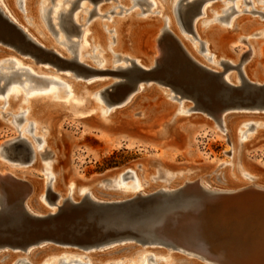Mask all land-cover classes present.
<instances>
[{
  "label": "rangeland",
  "instance_id": "obj_1",
  "mask_svg": "<svg viewBox=\"0 0 264 264\" xmlns=\"http://www.w3.org/2000/svg\"><path fill=\"white\" fill-rule=\"evenodd\" d=\"M174 1L175 0H167L166 4L165 0H37V2L36 0H33V15L28 9V11L25 12L24 0H14L13 8L15 16L20 17L19 19H16L29 33H32L31 36H34V42L43 45L45 49L46 47L47 49L49 47L48 50L52 47L51 51L57 53L65 60L69 58L67 61L77 59L83 64L85 63L84 65L91 69H101L110 72H88L87 77L89 76L90 78L81 76L77 77L71 68L57 69L58 66L56 67L55 62L37 61L35 54H31L30 52L22 53L13 46L7 44L8 42L13 45L19 44V39L15 37L13 31L9 30V38L6 36L8 40L5 41L7 43L0 42V72H13L14 68L19 65L22 68L29 69L32 73L36 72L33 73L35 75L44 78H54L63 84H68L71 87L70 91L72 92V95L67 93L64 86L53 84L48 81L42 82L41 85H39L40 83H36L33 79L21 83L20 80L26 78V75H22L20 78H11V82L7 83L4 87H2L3 81H0V87L2 88L0 89V123L3 125L8 123L5 120L9 118L8 116L10 114L9 112L7 114L8 116L5 114L7 112V107L3 103L5 95H7V93L9 95L11 87H15L18 95L17 97L15 95V97L21 100L19 106L15 110L17 111L15 114L18 113L16 118L18 125L24 120V116H22V112L20 111L23 108L28 109V97L31 95L50 97L51 95L48 94V87H52L56 93L51 96V100L60 104V112L62 116L59 118L60 120L56 133L50 139L49 144L53 148L56 157V160H53V167L56 171H61L60 177L64 182L70 180H74L75 182H91L93 179H98L102 175L120 171L125 167L131 166L133 168V165L136 162L149 158L160 162L164 168H169L172 171L186 169V167H208L210 164L214 165L218 161L228 159L227 151L229 148L227 149V140L216 136L211 129L212 123L215 121L214 117L216 116H211L213 117L211 118L213 121H211L210 118H207L209 116L204 117L202 115L203 111L218 113L221 109L220 103L216 100L219 88L212 81L207 80L206 77L208 75L203 72L211 66L219 73L228 70V72L234 71L235 75H237V73L241 71V65H238L240 64L238 63L235 64V66L230 62L228 63L236 68H230L228 63L212 65L210 61L204 58L205 39L203 38L210 39L212 45L214 44V48L220 55L227 58H234L242 47L244 50L246 49L245 46L248 47L246 42H242L238 43L236 46L233 45L234 47L232 48L231 44L234 42V38L238 34H245L248 36V34L252 33L256 35L249 37V40L253 42L256 51L249 60L248 65L249 72L254 73L255 78L262 80L264 78V3L259 0H196L187 4L192 0H182L180 3V9L195 10L190 20L191 28L185 30L180 26L173 13L171 5ZM0 2L13 16L7 6L6 0H0ZM236 2H238L239 9L233 7L237 4ZM226 7L229 8L226 9ZM34 8H37V12L34 11ZM65 8L69 10L66 13H62ZM57 10L58 15L56 13ZM88 11H90L91 14H89ZM167 11H171V13L167 15ZM31 15H33V17ZM215 15H220L221 17L216 19L214 18L216 17ZM167 16L168 19L171 16L169 19L170 24L168 26L166 25L168 24L166 22ZM233 18H241V27L238 34H236V30H232L228 27L230 20ZM196 21H198L200 37L196 35ZM36 22L38 25H36ZM92 22H98V25L100 26V33L103 36L102 45L91 38L88 41V52L81 55L79 48L83 41V35L85 34L87 26ZM74 24L78 27H72L73 29L70 31L67 26H74ZM116 26L120 27L119 35H121L120 38H122V48L120 52H131L134 56H142L143 58L149 57L148 51L152 39L155 37V33L158 34V29L161 30L160 36L162 39L160 38V48H163V55L158 58V62L151 72L153 79L142 78L139 80L140 82H136L133 87L126 83L111 86L113 82H119L122 81L121 78L123 79L121 72H116L117 70H115V68L130 64V61L123 58L125 57L123 54H120V57L117 56L116 58V55L113 53L115 52L114 29ZM61 40H64L66 44L60 43ZM71 41L76 44H70ZM184 44L192 49L195 58L201 64L203 63V65H201L196 62V64L204 68L202 71L188 64L180 48L181 46L186 51V47L183 46ZM248 48L245 50L246 56L249 54ZM105 55H111V59L103 60V56ZM146 55L148 56L144 57ZM49 58H52V56H48V59ZM11 60L15 61L16 64L10 62ZM223 61L227 62L228 60L225 59ZM62 64L63 63L59 62L60 66H63ZM78 69L86 72L82 68ZM215 70H213V72H216ZM18 72L23 73L22 70ZM97 73H108V75L94 76ZM157 80H165V82L160 83ZM13 81L15 82L14 85L11 84ZM149 82L153 86H151ZM27 84L33 85V88L37 85L38 88L33 90L34 92L31 91V88L25 90L24 87ZM74 85H78L81 88L94 87L93 92L100 91L99 95L101 100H97L93 95H91V97L85 96V91H82L81 93L84 97L76 98L77 92ZM140 85L144 87L143 90H139L138 87H140ZM175 86L180 87L188 96L181 97L180 93L176 92ZM149 89L153 90L152 94H149ZM79 92L80 90L78 93ZM193 94H196L197 96L191 98L190 96ZM105 96L108 97V100H106ZM128 96L130 99H128ZM11 98H14V96H9V99ZM138 98H140V100L136 104L135 110L130 109ZM129 100H131V104L128 105L127 103ZM89 104L94 107L85 113H81V115H83L81 117L79 116V111L76 112V110H74L80 105L85 108L89 106ZM180 105H188L189 107L198 105L201 110H196L197 112L192 110L193 113L189 112L186 115H180L179 113L177 117L184 120L176 125V128L179 129L178 135L172 136L169 139L158 137L157 131L160 129L158 126L164 122L167 123L170 118V113ZM105 109L109 110L110 114H104ZM140 110L142 111L140 112ZM119 111L124 112V121L118 125L116 119H111L110 117L111 113ZM234 111L227 110L225 113H228L231 116L240 114L239 112H236L238 110ZM246 111L247 112L243 113L256 112L250 110ZM257 112L263 113L264 110L263 112L257 110ZM129 113H134L136 115L128 117L127 114ZM103 118H110L113 124L107 125V128H104L101 132L102 126H100L96 120L101 122ZM7 125L10 126L11 124ZM10 127H12V130H6L7 128L0 124V142L4 140L7 135L19 133L18 127L15 126L14 128L12 125ZM33 130L34 128L31 129V131ZM262 131L263 133L259 137H256L253 134V136L249 137L248 140L243 142L240 146V160H246L248 165L247 170L256 175L264 174V130ZM39 134L43 136L46 135L44 128H40ZM25 135L33 143L32 145L29 141L25 140L30 149V153L25 159H21L12 154V150L14 149L13 145L8 148L7 156L14 160L16 159L14 163L21 165L20 167L22 169L29 170V174L25 173L27 174L26 178H29L34 182L37 181L40 186V183H42L40 181L43 175L37 172L34 166L31 167V165H28V163L33 161V156L37 153H39L38 158L41 161V159L44 158L45 151L40 154L41 151H38L32 133L29 132ZM15 142H18L17 146H20L19 150H21L24 143L20 140ZM33 147H36L37 151H35L36 149ZM47 155H49L48 152L45 153V156ZM7 163L10 165L11 162L7 160ZM36 163L37 160L35 164ZM4 167L5 163H0V168ZM158 169L163 168L159 165L152 164L151 166L148 165V171H145L144 166H141L139 169L136 168L135 172L137 174H140L141 171L144 173L154 172V174H156ZM233 172L234 170H231V178L232 176L235 177ZM190 175L191 174L186 176L192 179L193 176ZM176 177L178 181L181 179L179 178L180 175ZM106 180H108V182H106ZM244 180L247 182L246 179ZM132 181L133 180L129 175H126L124 178L126 184H132ZM111 182V179L101 181L100 187L102 192L107 190L104 195L101 193L103 199H109L108 195H106L109 192L108 190H111L110 193H114L115 191L111 188L114 184H109ZM150 183L164 185L159 178L158 180L149 179V181L143 184V187L146 188L147 184ZM14 185L15 187H7V190L10 193V201L15 198L20 199L29 192V183L24 185L21 182H17L14 183ZM90 185L92 189H97L99 187L96 182L91 183ZM48 190L49 192H52V194L57 193L52 191V187L47 182V184H45V196L47 195ZM121 190H124L123 192L128 195L135 192L134 187L128 189L121 188ZM12 191L14 193H12ZM57 195L59 196L58 193ZM104 196H106V198H104ZM57 198L54 199L52 195H47L45 200L50 206H48V208L47 205H43L50 210L54 207L52 204H54L55 200L57 201ZM204 206L199 212L200 214L202 213L203 216H200L199 214L195 215L196 222L191 224L198 228L201 236L204 231L202 237L205 241L207 240V243L211 246V251H223L229 260L231 259L230 264H264L263 191L248 190V192L223 196L207 201ZM202 211L204 213L206 211V213L204 214ZM85 212V209H72L70 211L61 212L62 214L60 213V216L57 215V218L55 217L53 224H51L52 226L50 224L48 225L47 220H42L40 221L41 223L33 221L26 223L23 221V227L26 231H24V229L20 230L19 233H15L14 237H21L24 241L55 238L58 241L63 239L64 241L72 240L77 244H89L91 238L95 235V229L92 227H86L85 232L81 233L80 229L82 225L85 224ZM63 221L67 223L64 222V224ZM71 227H74V230H71ZM187 227H189V229H187ZM185 229L186 231L190 230V226L184 222L172 226L171 232H173V234H179L180 231L182 232ZM10 239L5 237L2 238L0 242L6 243L11 241ZM13 239H15L18 244L21 243V239ZM110 244L100 247L95 246L86 250L77 246H70L69 244L60 245L54 242L43 241L37 244H31L33 246L25 247V249L23 248L24 250L17 248L16 251H14L15 249L12 250L9 247H1L0 254L16 255L15 261L17 262H15V264H30L27 259H30L31 255L46 249L47 255H52L59 251L75 252L76 255H80L79 261L83 264H87L88 256L92 255H94V260H96L95 264H116L115 261H117V264H178L174 259V255H176V257H182L183 260L186 261L191 260L198 264H209L194 256L192 257L165 246L153 244V246L149 244L143 245L135 240L111 242ZM26 248H28V250ZM48 248L50 249L48 250ZM30 249L32 251L27 254ZM160 249L165 252V256H163L165 261L161 259L160 255L156 254V250L158 251ZM113 251V255L117 257L115 260L103 255V253ZM40 254H42V252H40ZM17 255H19V259ZM26 255L29 256L27 257ZM47 255L45 253L43 256ZM64 255L65 253L59 254L60 257ZM98 259L100 262H97ZM24 260L27 263H25ZM167 260L170 262L168 263ZM50 261L51 260L48 259L42 264H48ZM61 261H56V264L66 262L62 259ZM54 263L55 262H51L50 264ZM0 264H3V262L0 261Z\"/></svg>",
  "mask_w": 264,
  "mask_h": 264
},
{
  "label": "bare ground",
  "instance_id": "obj_2",
  "mask_svg": "<svg viewBox=\"0 0 264 264\" xmlns=\"http://www.w3.org/2000/svg\"><path fill=\"white\" fill-rule=\"evenodd\" d=\"M13 1L14 0H6V3H7V6L9 7V9L12 12L14 17L7 11L5 6L1 2H0V13L2 16H4V18L7 20V22H9L10 24L11 23L16 24L22 30V32L26 33L32 39L34 37V36H31L32 33H29L23 27V25H21V23H19L18 20L16 19V18L19 19L20 17L15 16V11L13 8L14 7ZM61 1H64V0H61ZM181 1L175 0L171 6L173 8V13L175 14V17H176L178 23L185 30H187L183 26V23L185 22L186 17H187V12L183 9H180ZM259 1H263V3H264V0H259ZM36 2H37V0H36ZM32 3H33V0H24V10H25V12L29 10V11H31V14L34 15V13L32 12L33 11L32 7H34L32 5ZM165 3L167 4V0H165ZM236 3L237 4H235L233 7L237 9L238 8V2H236ZM154 4H155V2H154ZM167 7H169V6H167ZM62 8H64V7H62ZM227 8H229V7H226V9ZM36 9L37 8H34V11H36ZM164 9H165V7H164ZM167 10H168V8H167ZM222 11H224V10H222ZM89 12L90 11H88V13ZM167 12H168L167 15H169V13H171V11H167ZM56 13L58 15V10ZM33 15H31V16L33 17ZM37 16H38V14H37ZM215 16L216 17H214V18H216V19H219V17H221L220 15H215ZM34 17H36V16H34ZM170 18H171V16H170ZM169 19L167 16L166 17V22L168 23V24H166L167 26L170 24ZM240 19L241 18H238V19L233 18L232 20H230V22L228 24L229 28H231L232 30H236V34H238V32H240V27H241ZM237 20H239V21H237ZM36 25H38V23ZM11 27H12V29L10 28L11 29L10 31H13V33L15 34V37L17 39H21L18 41L19 44H17V45H20L21 49H23L26 53L30 52L31 54H35L36 58L40 61L42 60V61L55 62L56 66H58V68H71L73 70V72H74V70H77L78 72H74L75 76H77V77L78 76L86 77V78L89 77V76L87 77L88 72H83V71L78 69L80 67L77 68V67H75V65L70 64L69 61H65V59H63V58L59 59L56 56H54L53 54H51L50 52H53V51H51L52 47L50 48V50H48L49 47H48V49L46 47V50L49 51V53H47V51L43 50L44 49L43 45H40L43 47V49H40L38 47L33 46L32 44H30V42L28 40H26V38L12 24H11ZM233 28H235V29H233ZM195 29L197 31L196 35H198V37H200V34H199L200 30L198 29V21H196ZM158 30H159L158 34L155 33V35H154L155 37H153V39H152L151 46H150V49L148 51L149 57L143 58L142 56H134V54L131 52H120V50L122 48V38H120L121 35H119L120 27H118V26L115 27V29H114V32H115V37H114L115 38V41H114L115 52H113L116 55L115 57L117 58V56H119L120 54L121 55L123 54L125 56V57H123L124 59H127L128 61L132 60V61H134L135 64H137L141 68L149 70V72H142L141 70H139L135 66L130 65V64H132L130 62V64L123 66L124 70H123V72H121V75L123 76V79L121 78V80L123 81V83H126L127 85L133 87L134 81L140 82L139 80H141L142 78L153 79L151 72L153 71L154 66L157 64L158 58L163 55V51H162L163 48L162 49L160 48V42L162 39V37L160 36L161 30L160 29H158ZM183 32H185V31H183ZM90 34H91V37H90ZM251 36H256V35H254L252 33L248 34V36L245 34H238L234 38V42L231 44L232 48L234 47L233 45L236 46L238 43H242V42H246V44L249 47L248 48L247 46H245V48L246 49L248 48V51H249V54L247 56L245 55L246 49L244 50V48L242 47V49L239 50V53H237L236 57H234V58H227V57L220 55L216 51V49L214 48V44L212 45L211 40L208 38H205V37L203 38V39H205L204 58L206 60L210 61L212 65H214V64L218 65L221 63H228V62H230L231 64H234V65L240 63L238 65H241V71H242V72L240 71L239 73H237V75H235L234 71L228 72V70L227 71L225 70L226 72L223 71L222 73H219V72H217V70L213 69L210 66V67H208V69L206 71L203 72V73L208 75L206 77V79L218 80L224 86L223 98L227 99L233 105L229 109H225V110L220 109L218 111L216 117H214L215 121H213V119H211V118H213V117H211V116H213L212 112L205 110L206 112L203 111V113H202V115L204 117L209 116L207 118H210L211 121H213L212 127H211V129L213 130L212 132L216 136H218L219 138L224 139V140L226 139L227 143H228L227 149L229 148V150L227 151L228 152V159H226L224 161H218L216 163L214 162L215 163L214 165L210 164V166H208V167H205V166L200 167V168L186 167V169L184 168V169L172 171L169 168H164V166H162L160 162L149 158V159H142L141 161L136 162L133 165V168L131 166H128V167L121 169L120 171L102 175L100 178L93 179L91 182H75L74 180L64 182L60 177L61 171L60 170L56 171L53 167V160H56L55 159L56 157H55V154L53 152V148L49 144L50 139L56 133L57 126H58V123L60 120L59 118H60V116H62V114L60 112V104H58V102L55 103L56 101L53 102L51 100V96H53L56 92L52 89V87H48V89H49L48 94L51 95V96L49 95L50 97H39V96H35V95L29 96L28 97L29 100L27 101L28 102V109L23 108L20 111V112H22V116H24V120H22L20 122V125H18V123L16 121L18 113L15 114V112H17L15 110L19 106L21 100L16 98L18 95H17V90L15 89V87H11V89L9 90L10 91L9 95H8V93H7V95H5L4 103H3L7 107V110H6L7 112L5 111L6 112L5 114L7 115L8 112L10 114L9 116L7 115L9 118H7L5 121L8 122L7 124H11L12 126H14V128H15V126L18 127L19 133H17L18 135L17 134L7 135L4 138V140H2L0 142V163H5V167L0 168V240H2V238H5V237L9 238V239L11 238L10 239L11 241H9V242H6V243L0 242V248L1 247L2 248L3 247L4 248L9 247L10 249H12V250L15 249L14 251H16L17 248L22 250L23 248L25 249V247L33 246L31 244H37V243L43 242V241H49L52 243L54 242V243L60 244V245L66 244V243L61 242L60 240L55 241V240L46 239V238L36 240V241H30L29 243H25L26 241L22 240L23 238L21 239V237L18 238V237H14V236H15L16 232L19 233L20 230L24 229L23 221L26 223L30 222V221L41 223L40 221H42V220L46 221L47 220L48 225L53 224L55 217L57 215L60 216L59 214L61 212H63L62 209L64 208V204H67V205L69 204V205H73L74 206L73 208L75 210L76 209H85L86 210L85 215H84L85 224H83L82 226L87 225V223L92 220L95 222L96 227L100 229L99 231H101V233L104 234L108 231L112 232V234H113V236L111 238L112 241H109L107 243H103V244L99 245L98 247L110 244L111 242H120V241L125 242V240H135L136 242H140L143 245H145V244L152 245L153 244V245H158V246H165L166 244H168V245L176 246L177 247L176 251L181 252L180 249L181 250L184 249V251L187 252L185 254L190 255L192 257L194 256L197 259H200L203 262H207L209 264H230L231 259L229 260V258L227 257V255L223 251H214L213 252L210 250V248H208L207 240L205 241V239L202 237L204 231H203L202 236H201L200 232H197L196 230L191 229V227H190V229H191L190 231L189 230L186 231V229H185L182 232L180 231L181 233L179 232V234H173V232H171V229H172L173 225L184 223L186 219L188 220V222L192 221V223L193 222L195 223L196 222L195 221V219H196L195 215L199 214L200 216H203V214L201 213L202 214L201 215L199 212H200V209L204 206L206 199L216 198L220 194H232V193L243 192V191H248V190H257L259 192L260 191L264 192V174L256 175V174H253L250 171H248L247 170L248 165L246 163V160L245 161L242 159L240 160V156H239L240 155V148H241L240 146L242 145V143L245 142L246 140H248L249 137L253 136V134L256 137L257 136L259 137L263 133L262 130H264V112H263V110H264V78L262 80L257 79V78H255L254 73L249 72V65H248L249 60L251 59L252 55L256 51L253 42H251V40H249V37H251ZM91 38L94 41L101 43V45H102L103 36L100 33V26L98 25V22L97 23L96 22L90 23V25L87 26V28L85 29V34L83 35V41L81 42V45L79 48V52L81 53V55L86 54L88 52V48H89L88 47V41ZM33 40H34V38H33ZM246 40H248V41H246ZM72 42H70V43L72 45H74ZM177 43H178V41H177ZM183 46L186 47L187 52L183 49V47L180 46L181 52H182L183 56L185 57V59L187 60L188 64L202 71V69H200L198 67V65L195 64L196 62H198L199 64H201V63L195 58L194 53H193L194 51L192 49L188 48V46H186L185 44ZM148 55H146L144 57H147ZM48 56H52V58L48 59ZM105 59L110 60L111 55L103 56V60H105ZM168 59H170V58H168ZM225 59L228 61L224 62L223 60H225ZM75 60L77 62H80L77 59H75ZM141 61H142V63H141ZM193 61L195 63H193ZM59 62L63 63L62 64L63 66H60ZM64 64H65V66H64ZM201 65H203V63ZM18 66L15 67L14 70L16 68H21ZM235 66L230 65V68H236ZM239 68H240V66H239ZM121 70H122V68H121ZM213 70H215L216 72H213ZM33 73H36V72H33ZM33 73L28 70V72L23 74V75H26V78L21 79L20 82L22 83L26 80H31V78L29 77V74L35 75ZM0 75L2 76V79H0V81H3V83L5 80H8V83H9V82H11V78L15 77L12 74V72H0ZM98 75L99 76L108 75V73H97L94 76H98ZM35 76L42 78V76H38V75H35ZM115 77H117V76H115ZM119 77H121V76H119ZM15 78H17V77H15ZM49 79L51 81H48V82L64 86L66 88L67 93L69 95L70 94L72 95V92L70 91L71 87L68 84H65V83L63 84L62 82H60L59 80H56L54 78H49ZM157 81L160 83L165 82V80L164 81L163 80L162 81L157 80ZM150 82H152V81H150ZM150 82H149V84H151ZM36 83H40L39 85H41V82H39V81H36ZM11 84L14 85L15 82L13 81ZM17 85H18V83H17ZM104 85H106V84H104ZM112 85H114V86L117 85V82H113L111 84V86ZM229 85L235 86V87H241L242 92L241 93L231 92L228 88ZM151 86H153V85L151 84ZM103 87H106V86H103ZM28 88H31V91H33V90H36L38 87L36 85V87L33 88V85L27 84L24 87V89L26 90ZM74 88L77 92L76 98L84 97L81 93H82V91H85L86 92L85 96L91 97V95H93V97H95L97 100H101L100 95H99L100 91L99 92L98 91L93 92L94 87L93 88H86V87L81 88L78 85H74ZM138 88H139V90H143L144 87L142 85H140V87H138ZM79 90H80V92L78 93ZM152 93H153V90L149 89V94H152ZM168 94H169V92H168ZM11 95L14 96V98L9 99V96H11ZM15 95H16V97H15ZM130 96H132V95H130ZM217 96H219V93H217ZM190 97L195 98V94L191 95ZM171 98H174V97H171ZM128 99H130L129 96H128ZM139 100H140V98H138L136 100L135 104H133L130 107V109L135 110V106ZM248 101H251V102H249V104H246ZM127 104L128 105L131 104V100H129V102ZM83 107L80 105L77 107V109L76 108L74 109V110H76V112L79 111L80 117L83 116V115H81V113H83V112L85 113L86 111L91 110L94 106L89 104V106H87L85 108H83ZM192 110L197 112L196 110H201V108L198 105H195L193 107H189L188 105H180V106L176 107V109L170 113V115H169L170 118L167 121V123L164 122L158 126V127H160V129H158V131H157L158 137H160L162 139H169L172 136L178 135L179 129L176 128V125L181 123L184 119H179L177 117V115L179 113H180V115L181 114L186 115L189 112L193 113ZM227 110H230V111L231 110L232 111L238 110L236 112L237 113L239 112L240 114H235L234 116H231L230 114L225 113ZM246 110L256 111V112H254V113H243V112H247ZM257 110L262 111L263 113H258ZM141 111L142 110H140V112ZM106 113L110 114L109 110L105 109L104 114H106ZM123 114H124L123 111L111 113L110 118L116 119V121L119 125V123L124 121L123 120L124 119ZM127 115H128V117H133L136 114L129 113ZM19 116H21V115H19ZM88 116H89V114H88ZM110 118H103L101 120V122L96 120L98 122V124L103 127V129L101 127V132H102V130H104V128L105 129L107 128V125L113 124V122L111 121ZM0 124L2 126L6 127L7 128L6 130H12V127H10L11 125L9 126L7 124L6 125H3L2 123H0ZM253 126H254V128H253ZM32 128H34L33 131H31ZM40 128H44V132L46 133L45 136L39 134ZM29 132L32 133V137L34 139V142L36 143V147H37L39 152L41 151L40 154L44 151H45V153L48 152V154H49V155L45 156V153H44V158L41 159V161H40L38 158L39 153L35 152L38 155L35 154V156H33L34 157L33 161H31V163H28V165H31V167L34 166L35 170L43 175V177L41 178V181H40V182H42V183H40V186L38 185L37 181L34 182V181L30 180L29 178H26V175L30 173L29 170L22 169L20 167L21 165L14 163L16 159L14 160L11 157L7 156L8 148L11 147L13 145V142H15L17 140L21 141L22 139H24L26 141H29V143H31L33 145L32 141L29 140L28 137H26V135H25L26 133H29ZM251 132H253V133H251ZM201 134H204V133H201ZM36 147H33V148L36 149ZM37 149L35 151H37ZM7 160L9 162H11L10 165H8ZM36 160H37V163L35 164ZM238 163H239V165H238ZM152 164L153 165H159L163 169H158L156 174H154V172L153 173L152 172H150V173L145 172L144 173L143 171H141L140 174H137L135 172V169L136 168L139 169L141 166H144V170L148 171V165L151 166ZM231 170H234L233 175H235V177L232 176V178H231ZM126 172H129L126 175H129L132 178V180H133L132 184H126L124 182V178L126 177V175L124 177H123V175ZM25 173H27V174H25ZM189 174H191L190 176H193L192 179L190 177L188 178L186 176V175L189 176ZM178 175H180L179 178H181L179 181L176 179L177 178L176 176H178ZM159 178L162 180V184H164V185H160L158 183L157 184L150 183V184H147L146 188L143 187V184L145 182L149 181V179L150 180L151 179L152 180H158ZM105 179H111L112 182L109 184L110 185L114 184V186L111 187L113 190H115L114 193H110L111 190H108L109 191L108 193H110V194H108V193L106 194V195H108L109 199H103L102 198L103 195L105 194V192L107 191L106 190L105 192L104 191L102 192V189L100 187L101 181L102 180L105 181ZM244 179H246L247 182ZM17 182H21L24 185L29 183V185H28L29 192L26 195L22 196V198H20V199L15 198V199L10 201L9 200L10 199V193L7 190V187L8 186L15 187L14 183H17ZM43 182H44V184H43ZM47 182L52 187V189H53L52 191H55L59 194V196H58L56 193V198L58 196L57 201L55 200L54 204H52L55 208L53 207L50 210L44 206V205H47V207L50 206L45 200V198L47 196V195L45 196V184H47ZM94 182L98 183L99 187L97 189H92V187L90 185L91 183H94ZM106 182H108V180H106ZM24 185H21V186H24ZM130 187L135 188V192L130 194V195L125 194V192H123L124 190L123 191L121 190V188L128 189ZM12 193H14V192L12 191ZM101 193H103V195ZM213 193H214V195H213ZM104 198H106V196H104ZM85 199H87V200L89 199L90 202L92 203V206H93L92 211H91V209L88 210L85 207H79L78 206V204ZM122 201L123 202L127 201L126 207L125 206H116V207L106 209L103 207H99L96 204L97 202H99V203H110V202H122ZM130 208L133 211H130L129 210ZM202 210H204V209H202ZM205 213H206V211H205ZM48 216L52 217V219H40V217H48ZM53 217H54V219H53ZM58 218H60V217H58ZM197 218H199V217H197ZM201 220H202V218H201ZM64 222L65 221H63V223ZM65 223H67V222H65ZM58 225H60V224H58ZM63 225H61V226H63ZM38 226H40V225H38ZM61 226H60V228H61ZM66 226H67V224H66ZM32 227H33V225H32ZM56 227H58V226H56ZM197 227H198V225H197ZM187 229H189V227H187ZM24 231H25V229H24ZM62 231H63V229H62ZM103 234H100V235H103ZM97 235H98V237L100 236L99 234H97ZM13 238H16L17 240L21 239V243L18 244L16 242V240ZM149 241H151V243H149ZM69 245L73 246V247L77 246L79 248H81L83 246L81 244L75 243L74 241H73V243H71ZM93 247L94 246L88 247V248H86V250L93 248ZM165 247H167V246H165ZM167 248H169V247H167ZM26 249L28 250V248H26ZM49 249L50 248H48V250ZM169 249H171V248H169ZM46 250L39 251L33 255L30 254L31 257H30V259H27V261H29L30 264H42V263H45L48 259H50L51 261L48 264H50L51 262H55L54 264H56V261L58 262V261H61V259H62L64 261H66L65 262L66 264H67V262H68V264H75V263L76 264H83L79 261L80 255H76L75 252L59 251L55 254L47 255ZM153 250H155V249H153ZM215 250H217V249H215ZM31 251L32 250L30 249L29 252H27V254L30 253ZM40 252H42V254H40ZM45 253L47 256H43ZM61 253H65V255L60 257L59 254H61ZM113 253H114V251L103 253V255L111 258L112 260H115V259H117V257H115L113 255ZM156 254L160 255L161 259L165 261V259L163 258V256H165V252L162 251V249H160L158 251L156 250ZM144 255H146V254H144ZM18 256L19 255H17V257ZM15 259H16V255L0 254V261H2L3 264H15V262H17V261H15ZM18 259H19V257H18ZM174 259L178 264H183V263H185V264H198L197 262H193L191 260H188V261L183 260L182 257H179V256L176 257V255H174ZM18 261H20V260H18ZM95 261L96 260H94V255L88 256V260H87L88 263L87 264H95ZM97 262H100V260L98 259ZM167 262H168V260H167ZM25 263H27V262L25 261ZM65 263H62V264H65ZM115 263L117 264V261H115Z\"/></svg>",
  "mask_w": 264,
  "mask_h": 264
},
{
  "label": "water",
  "instance_id": "obj_3",
  "mask_svg": "<svg viewBox=\"0 0 264 264\" xmlns=\"http://www.w3.org/2000/svg\"><path fill=\"white\" fill-rule=\"evenodd\" d=\"M181 1V0H180ZM194 1H196V0H192L191 2H188L187 4H190V3H192V2H194ZM203 1H206V0H203ZM186 12H187V17H186V20H185V22L183 23V26L187 29V30H189L190 28H191V16H192V14L195 12V10H185ZM72 27H78L77 25H75L74 24V26H70V25H68L67 26V28L71 31L73 28ZM12 29V27H11V24L9 23V22H7V20L4 18V16H2L1 15V13H0V42H2V43H7V42H5V41H7L8 40V38H9V30H11ZM6 36H8V38H6ZM19 40H21V39H19ZM10 42H12V41H10ZM73 44H75V42H72ZM8 45H11V46H13L15 49H17V50H19L20 52H23L24 53V51L23 50H21V47H20V45H13L12 43H7ZM46 53V52H45ZM47 53H49V52H47ZM46 53V54H47ZM31 55V54H30ZM65 61H67V60H65ZM11 62V61H10ZM69 63L70 64H73V65H75V67H80V68H82V69H84L86 72H89V73H94L92 70H90V69H88V68H86V67H84V66H82V65H80L79 63H77L75 60H69ZM193 63H195L194 61H193ZM196 64V63H195ZM198 65V64H197ZM57 67V66H56ZM198 67L200 68V69H204V68H202L201 66H199L198 65ZM57 69H58V67H57ZM19 70H22L23 71V73L22 72H18ZM26 72H28V69H26V68H16L13 72H12V74L15 76V77H17V78H20V76L21 75H23V74H25ZM74 72H78L77 70H74ZM29 77L31 78V79H33V80H35V81H39V82H44V81H51L49 78H44V77H42V78H40V77H37V76H35V75H32V74H29ZM0 79H2V76L0 75ZM207 80H209V81H212L216 86H218V88H219V96H217V98H216V100L220 103V105H221V110H225V109H229V108H231L233 105L227 100V99H225V98H223V89H224V86L218 81V80H212V79H207ZM8 83V80H5L4 81V83H3V85H2V87H4L6 84ZM56 83V82H55ZM121 83H123V81H119V82H117V84H121ZM136 83V81H134L133 82V85ZM228 88H229V90L231 91V92H238V93H241L242 92V88L241 87H235V86H231V85H229L228 86ZM0 89H2L1 87H0ZM175 90H176V92H179L180 93V95H181V97H183V96H188L180 87H176L175 86ZM197 95L195 94V97H196ZM105 98H106V100H108V97L107 96H105ZM249 102H251V101H248L246 104H249ZM212 115L213 116H216L217 115V113H212ZM23 143H24V146H23V148L21 149V150H19V147L20 146H17L18 144V142H13V146H14V149L12 150V154L13 155H15L16 157H19V158H21V159H25V157L30 153V149L28 148V143L24 140V139H22L21 140ZM129 172H126L124 175H123V177L126 175V174H128ZM243 192H248V191H243ZM243 192H237V193H232V194H220L218 197H216V198H220V197H223V196H227V195H235V194H239V193H243ZM161 193V192H160ZM47 195H52L53 197H54V199L56 198V194H52V192H49V190L47 191ZM213 195H214V193H213ZM216 198H211V199H206V201H205V203L207 202V201H209V200H213V199H216ZM133 203V202H132ZM204 203V204H205ZM99 207H103V208H112V207H116V206H127V201H125V202H110V203H99V202H97L96 203ZM78 206L79 207H85L86 209H91V211H92V203L90 202V200L88 199H85V200H83L82 202H80L79 204H78ZM74 206L73 205H67V204H64V208L62 209L63 210V212L64 211H70V210H72V209H74L73 208ZM203 208V207H202ZM130 211H133L131 208L129 209ZM201 210V209H200ZM134 215V214H133ZM132 216V215H131ZM136 216V215H135ZM40 219H52V217H50V216H48V217H40ZM53 219H54V217H53ZM185 223H187L190 227H191V229H194V230H196L197 232H199V230H198V228H196L195 227V225H193V224H191L192 223V221H189L188 222V220L186 219L185 220ZM174 226V225H173ZM86 227L87 228H89V227H92V228H94L95 229V235L91 238V241H90V243L89 244H82L81 243V245H83L81 248L82 249H86V248H88V247H91V246H99V245H101V244H103V243H107V242H109V241H112V236H113V234H112V232L111 231H108V232H106V233H101V231H99L100 229L99 228H97L96 227V225H95V222L94 221H89L88 223H87V225H85V226H82L81 227V233H84L85 232V229H86ZM71 230H74V227H71L70 228ZM190 229V230H191ZM189 230V231H190ZM25 231H26V229H25ZM97 234H103V235H100L99 237H98V235ZM42 239H45V238H42ZM38 240H40V239H38ZM52 240H55V241H58L57 239H55V238H53ZM60 241L61 242H63V243H66V244H71V243H73V241L72 240H69V241H64L63 239H60ZM30 241H27L26 240V242L25 243H29ZM149 243H151V241H149ZM87 246V247H86ZM165 246H167V247H169V248H171L172 250H177V247L176 246H173V245H168V244H166ZM207 246H208V248H210V246H209V244L207 243ZM211 250V249H210ZM180 251L181 252H183V253H187L186 251H184V249H180ZM66 264V263H65Z\"/></svg>",
  "mask_w": 264,
  "mask_h": 264
},
{
  "label": "flooded vegetation",
  "instance_id": "obj_4",
  "mask_svg": "<svg viewBox=\"0 0 264 264\" xmlns=\"http://www.w3.org/2000/svg\"><path fill=\"white\" fill-rule=\"evenodd\" d=\"M68 11V9H64L63 10V12L62 13H66ZM91 12H89V14H90ZM25 38H26V40H28L29 42H30V44H32L33 46H35V47H38V48H40V49H43V47L42 46H40L39 44H37L36 42H34V40H33V38L31 39V37L30 36H28L26 33H24V32H22V30L16 25V24H14V23H11ZM62 42H63V44H66V42L65 41H63V40H61ZM60 41V42H61ZM61 42V43H62ZM72 42V41H71ZM71 44V43H70ZM68 46V45H67ZM69 47V46H68ZM21 50H23V49H21ZM43 50H45V51H47V52H49L48 50H46L45 48L43 49ZM24 51V50H23ZM23 53V52H22ZM24 53H26L25 51H24ZM51 54H53L54 56H56L57 58H59V59H62V57L61 56H59L57 53H53V52H50ZM73 60H75V59H73ZM127 60V59H126ZM37 61H38V59H37ZM76 61V60H75ZM11 62L13 63V64H15V61H12L11 60ZM77 62V61H76ZM130 62L132 63V65L133 66H135L136 68H138L139 70H141L142 72H149V70H146V69H143V68H141L140 66H138L137 64H135L134 63V61H132V60H130ZM77 63H79L80 65H82V66H84V67H86V68H88L87 66H85L82 62L80 63V62H77ZM17 67V66H16ZM18 67H21V66H18ZM22 68V67H21ZM121 68H122V70H121ZM124 67L122 66V67H120V66H118V67H116L115 68V70L117 69V71L116 72H123V69ZM88 69H90V70H92L93 72H110V71H105V70H101V69H99V70H94V69H91V68H88ZM29 70V69H28ZM30 71V70H29ZM31 72V71H30Z\"/></svg>",
  "mask_w": 264,
  "mask_h": 264
}]
</instances>
